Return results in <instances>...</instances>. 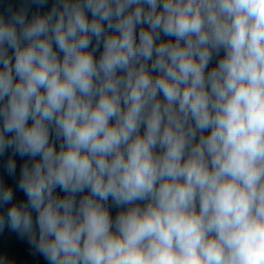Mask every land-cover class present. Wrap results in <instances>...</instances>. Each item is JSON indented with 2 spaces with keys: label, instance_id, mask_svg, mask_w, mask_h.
Here are the masks:
<instances>
[{
  "label": "clouds",
  "instance_id": "9594fccd",
  "mask_svg": "<svg viewBox=\"0 0 264 264\" xmlns=\"http://www.w3.org/2000/svg\"><path fill=\"white\" fill-rule=\"evenodd\" d=\"M5 230L46 264H264V0H3Z\"/></svg>",
  "mask_w": 264,
  "mask_h": 264
}]
</instances>
